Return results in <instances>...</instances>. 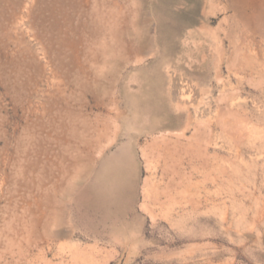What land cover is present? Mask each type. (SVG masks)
I'll return each instance as SVG.
<instances>
[{
    "label": "rangeland",
    "instance_id": "obj_1",
    "mask_svg": "<svg viewBox=\"0 0 264 264\" xmlns=\"http://www.w3.org/2000/svg\"><path fill=\"white\" fill-rule=\"evenodd\" d=\"M0 264H264V0H0Z\"/></svg>",
    "mask_w": 264,
    "mask_h": 264
},
{
    "label": "bare ground",
    "instance_id": "obj_2",
    "mask_svg": "<svg viewBox=\"0 0 264 264\" xmlns=\"http://www.w3.org/2000/svg\"><path fill=\"white\" fill-rule=\"evenodd\" d=\"M16 15V14H15ZM105 17V16H104ZM13 18H15V17H13ZM109 19V18H108ZM183 100H184V98H183ZM36 133H37V131H36ZM48 135V134H47ZM34 137V136H33ZM48 138V137H47ZM50 138V137H49Z\"/></svg>",
    "mask_w": 264,
    "mask_h": 264
}]
</instances>
